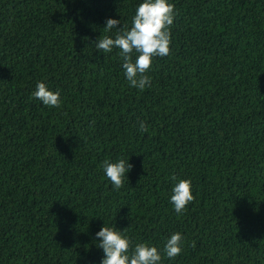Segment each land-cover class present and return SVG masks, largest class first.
<instances>
[{
	"label": "trees",
	"instance_id": "obj_1",
	"mask_svg": "<svg viewBox=\"0 0 264 264\" xmlns=\"http://www.w3.org/2000/svg\"><path fill=\"white\" fill-rule=\"evenodd\" d=\"M168 2L170 54L141 91L94 42L143 0H0V264H101L104 224L160 264H264V0ZM38 82L60 107L33 97ZM120 158L133 167L117 190L103 162Z\"/></svg>",
	"mask_w": 264,
	"mask_h": 264
},
{
	"label": "clouds",
	"instance_id": "obj_2",
	"mask_svg": "<svg viewBox=\"0 0 264 264\" xmlns=\"http://www.w3.org/2000/svg\"><path fill=\"white\" fill-rule=\"evenodd\" d=\"M175 16V6L168 0H143L136 8L129 29L121 25L120 20L108 18L105 21L104 33L115 29L114 37L101 35L95 46L98 50L110 53L119 49L124 74L130 86L143 91L151 86V77L146 75L151 67L153 57H164L170 54L171 31ZM133 53L136 54L135 60ZM33 97L45 106L60 107L59 91H51L43 82H38ZM139 129L147 132L148 127L140 122ZM133 166L129 159L120 158L115 162L105 160L103 169L112 185L119 190L124 186L126 174ZM176 179V177H173ZM194 200L191 180L179 179L172 189L170 201L175 212L182 214L186 206ZM125 230V229H124ZM115 226L103 227L95 234L97 247L103 250L101 264H160L161 254L157 247L148 243H137L133 247L131 239ZM184 237L180 232L172 234L165 243L164 253L168 258H176L182 252ZM195 247V242L192 244Z\"/></svg>",
	"mask_w": 264,
	"mask_h": 264
}]
</instances>
